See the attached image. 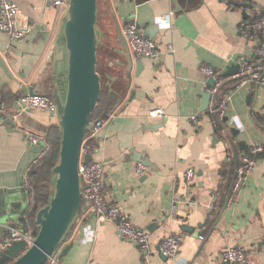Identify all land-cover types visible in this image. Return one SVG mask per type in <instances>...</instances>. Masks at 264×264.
<instances>
[{"label":"crops","instance_id":"obj_1","mask_svg":"<svg viewBox=\"0 0 264 264\" xmlns=\"http://www.w3.org/2000/svg\"><path fill=\"white\" fill-rule=\"evenodd\" d=\"M100 1L99 30L106 37L100 40L104 54L100 62L106 94L99 113L102 117L114 112L115 117L102 129L98 149L90 158L104 164L108 198L138 227L151 232L155 247L169 234H181L183 240L174 257L143 252L122 238L114 222L86 207L50 264H226L221 254L233 246L246 249L245 264H264V149L254 155L256 163L245 185L233 191L234 178L224 196L221 191L227 180L222 167L231 161L235 145L238 154L250 153L256 143L264 145V84L253 77L243 83L236 73L225 76L239 58L260 60L256 51L264 45V33L250 41L242 32L241 23L250 19L246 4L238 0ZM250 1L264 16V0ZM19 8L25 36L11 40L0 29L4 64L0 63V92L8 111H16L17 98L30 90L53 93L56 84L65 90L68 69L66 53L62 59L57 57L58 48L65 45L66 10L49 6L46 0H19ZM167 14H171L170 25H159L158 19ZM129 22H136L162 47L172 43L175 51L157 61L131 52L129 67L118 36ZM203 66L213 67L224 83L239 79L232 90L221 88L217 96L220 100L229 94L222 117L208 115L212 97L204 109L213 84L201 71ZM156 108L163 109L164 115L151 116ZM195 114L202 118L199 125L191 119ZM16 124L4 120L0 127V242L16 228L36 232L30 215L35 187L29 173L49 148L44 129L58 126V116L27 109ZM18 127L41 134L47 148L32 144ZM139 163L147 167L143 174L137 172ZM189 169L195 171L192 181L186 179ZM69 244L72 247L60 259Z\"/></svg>","mask_w":264,"mask_h":264},{"label":"built area","instance_id":"obj_2","mask_svg":"<svg viewBox=\"0 0 264 264\" xmlns=\"http://www.w3.org/2000/svg\"><path fill=\"white\" fill-rule=\"evenodd\" d=\"M70 0H46L49 6L66 10ZM246 4L247 13L250 19L241 23L243 34L250 40L255 41L260 34L264 33V16L262 10L251 4L250 0H238ZM19 0H0V29L7 33L11 40H19L26 34L25 29L20 25L18 20ZM159 25L169 26L171 14L163 15L159 19ZM123 34L127 41L130 51L138 58H149L157 61L164 53H173L175 51L172 43L162 47L159 42L150 36H145L143 30L136 22H129L123 30ZM257 54L260 56L258 62L252 61L248 57L239 58L237 64L239 71L234 76L235 78L243 79V83L249 82L255 72L262 71L264 68V45L257 49ZM201 71L205 76L214 78L216 81L209 88L213 102L208 108V115L222 117L228 106L229 94L218 100L217 96L221 91L224 83L219 73L211 66H203ZM257 84H264V76L257 80ZM16 111H8L2 101L0 92V127L4 124V120L8 119L15 125L17 119L21 117L27 109H42L52 112L58 116L57 105L53 97L45 93L34 92L25 94L17 98ZM164 110L160 108L153 109L151 116H163ZM115 117L114 112H109L105 116L91 122L90 127L83 139L81 147V161L79 172L82 180V197L83 202L91 211L103 216L106 220L116 224L117 230L122 238L130 243L138 245L143 252L160 253L168 258L174 257L180 249L183 236L181 234H169L155 247L152 243V234L148 229L138 227L130 215H128L122 207L111 201L106 195L103 188L104 179V164L101 161L90 158L85 160V156L92 157V154L98 149L97 138L106 123ZM191 119L196 124L202 123L200 115H192ZM24 134L29 138L30 142L35 145L44 144V149L47 148V142L44 137L30 129L21 128ZM46 147V148H45ZM264 149V145L256 143L251 147L250 153L242 152L238 155L240 164L237 167L235 180L233 183V191L239 190L246 181L256 163L254 155L260 153ZM147 167L141 163L138 164L137 172L145 173ZM186 179L192 181L195 177V171L189 169ZM30 185V184H29ZM36 232L32 228H16L13 229L4 240L0 242V249L8 248L14 241L24 240L27 246H30L35 237ZM222 262L226 264H245L248 262L246 249L242 246L227 247L221 254ZM51 262L55 261L53 257Z\"/></svg>","mask_w":264,"mask_h":264},{"label":"water","instance_id":"obj_3","mask_svg":"<svg viewBox=\"0 0 264 264\" xmlns=\"http://www.w3.org/2000/svg\"><path fill=\"white\" fill-rule=\"evenodd\" d=\"M98 3L99 0L69 1L65 13V45L58 48L57 56L62 59L64 53L67 55L66 86L63 90L60 84H56L53 92L62 139L60 159L53 168L55 179L52 196L49 203L36 214L39 230L33 243L27 246L26 241L18 240L8 248L0 249V264H46L65 244L81 212L86 208L79 172L81 147L103 92L102 76L98 71L101 39ZM143 34L150 36L147 31ZM118 36L125 47L131 67L132 55L125 36L120 30ZM0 63L4 66L2 61ZM138 66L142 68L143 64L139 62ZM238 71L239 66L236 65L225 76ZM209 81L214 84L216 80L211 78ZM29 93L34 91L30 90ZM206 97L207 105L204 109L208 108L211 94L207 92ZM240 146L242 150L245 149L244 142ZM85 160H90V156H85ZM71 247L69 244L63 248L60 259H63Z\"/></svg>","mask_w":264,"mask_h":264},{"label":"trees","instance_id":"obj_4","mask_svg":"<svg viewBox=\"0 0 264 264\" xmlns=\"http://www.w3.org/2000/svg\"><path fill=\"white\" fill-rule=\"evenodd\" d=\"M232 3H234V1H232ZM100 45L101 43H99V48H98V71L102 76L103 92L99 101V105L103 101L106 94L105 93L106 79L100 66V52H101ZM262 76H264L263 72L261 71L255 72L253 75V80L257 82V80H259ZM228 80L229 79H227V81L224 83L225 85L228 84L227 87L225 85L222 87L223 91L226 92L232 90L235 81H238L239 79L229 80V81ZM63 87L65 88L64 82H63ZM43 93L49 95L50 97H53L52 90ZM99 105L95 112L94 118L92 119V122L98 118H101V114L99 113ZM44 133H45V137L48 140L49 148L44 153V155H42L40 162L37 165H34L29 173V179L31 180V182L34 184L35 187L33 210L30 215H31L32 223L36 227V234L38 233L39 230L36 222V214L39 209L46 206L50 201L52 195L51 189L54 181V174L52 171L55 165L58 164L60 159V149H61V139H62L61 131L59 130L57 125H51L46 127L44 129ZM234 148L235 151L234 154L231 156V161L225 163L222 167V174L227 178L226 182L221 185V191L223 196L225 192H227L228 189H230L231 182L235 178L236 169L240 164V160L238 158L239 151L236 145ZM50 262L51 261L49 260L46 264H50Z\"/></svg>","mask_w":264,"mask_h":264},{"label":"rangeland","instance_id":"obj_5","mask_svg":"<svg viewBox=\"0 0 264 264\" xmlns=\"http://www.w3.org/2000/svg\"><path fill=\"white\" fill-rule=\"evenodd\" d=\"M98 6H99V11L101 12V10H102L101 1L98 3ZM101 27H102V20H100V18H99V19H98V29L101 28ZM102 29H103V28H102ZM100 33H101V32H100ZM101 35H102V36H101L102 38H101L100 40H101V41H105V38H106V37L104 38V36H103V32L101 33ZM104 35H105V34H104ZM100 43H101V42H100ZM100 56H101V57H104L103 49H102V48H101ZM101 63H102V62H100V66H101ZM54 255H55V254H54Z\"/></svg>","mask_w":264,"mask_h":264}]
</instances>
